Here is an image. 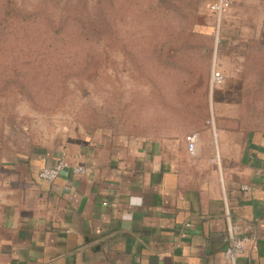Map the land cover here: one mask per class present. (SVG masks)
I'll return each instance as SVG.
<instances>
[{
    "label": "crops",
    "instance_id": "1",
    "mask_svg": "<svg viewBox=\"0 0 264 264\" xmlns=\"http://www.w3.org/2000/svg\"><path fill=\"white\" fill-rule=\"evenodd\" d=\"M183 1H195L186 14L213 32L210 0ZM217 35L195 79L207 98L199 122L170 112L142 134L60 124L0 160V264H229L228 222L248 239L236 264H264V0H231ZM213 64L223 81L211 87ZM190 74L171 76L191 83L184 98L194 96ZM61 156L86 172L40 180Z\"/></svg>",
    "mask_w": 264,
    "mask_h": 264
},
{
    "label": "rangeland",
    "instance_id": "2",
    "mask_svg": "<svg viewBox=\"0 0 264 264\" xmlns=\"http://www.w3.org/2000/svg\"><path fill=\"white\" fill-rule=\"evenodd\" d=\"M138 1L0 0V160L60 124L142 134L170 112L182 125L200 121L207 98L195 79L214 54L208 45H218L215 29L189 36L197 18H156V0ZM190 73L194 96L184 98L191 83L171 76Z\"/></svg>",
    "mask_w": 264,
    "mask_h": 264
},
{
    "label": "built area",
    "instance_id": "3",
    "mask_svg": "<svg viewBox=\"0 0 264 264\" xmlns=\"http://www.w3.org/2000/svg\"><path fill=\"white\" fill-rule=\"evenodd\" d=\"M231 0H210L207 10L209 14L213 17L215 21V33H216V44H219V38L217 35L219 26L221 24L222 17L226 10L229 8ZM223 81V76L219 70H217L213 64L210 78V85L216 86L221 84ZM185 141L187 143V149L190 154L194 153L195 145L197 143V134L189 133L185 136ZM70 169L74 174L82 175L86 172L83 166H70L67 159L64 156L59 157V159L50 166H45L38 171V178L43 181H54L62 171ZM189 225V224H186ZM248 239L238 235L236 227L231 223H227V228L223 240L222 254L224 259L229 264H236L237 259L244 250L246 249V244Z\"/></svg>",
    "mask_w": 264,
    "mask_h": 264
},
{
    "label": "trees",
    "instance_id": "4",
    "mask_svg": "<svg viewBox=\"0 0 264 264\" xmlns=\"http://www.w3.org/2000/svg\"><path fill=\"white\" fill-rule=\"evenodd\" d=\"M136 1L138 3H140L138 0H136ZM168 2H169V4L165 6V3H168ZM193 2H194V4H196L195 1H193ZM156 3L154 4V7H152L153 9H151V10H157V8H159L158 11L152 12L153 13L152 15H154V17H156V18L157 17L161 18L163 16L164 17L168 16L170 18H176V17H178V15H180V17L189 18L188 15L186 14V12H188V10L193 5V3H191V2H188V5H187V2H184L183 0H181V1L180 0H176V1L175 0H157ZM162 5H164V6H162ZM161 7H163L162 10H164L166 8L169 9L170 12L167 14L166 11H164L165 13L162 14ZM148 8H149V6H148ZM135 10H136L135 12L137 14H141L144 12V10L142 12V11H139L137 8ZM151 10H150V14H151ZM183 10H185V11L183 12ZM191 24L192 23L190 22V25ZM191 27H193V29H190L189 36L193 35L194 32L200 33L201 30L203 31V29L201 27H199L197 24H192ZM196 33H194V34H196ZM203 33H204V31H203Z\"/></svg>",
    "mask_w": 264,
    "mask_h": 264
}]
</instances>
